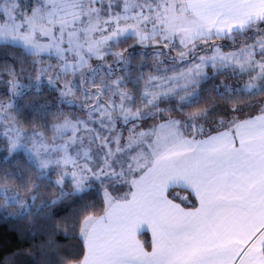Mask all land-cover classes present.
Returning <instances> with one entry per match:
<instances>
[{
	"label": "snow or ice",
	"instance_id": "6c2138e0",
	"mask_svg": "<svg viewBox=\"0 0 264 264\" xmlns=\"http://www.w3.org/2000/svg\"><path fill=\"white\" fill-rule=\"evenodd\" d=\"M48 2L51 5L48 15L52 16L74 7L80 0ZM215 3L229 6L231 0H215ZM205 6L212 8L214 4ZM134 19L136 24L129 27L138 28L142 20L149 21V17L142 14ZM252 20L257 22L255 30L259 31V25H264V4L254 15L250 13L247 16V21ZM244 28L245 22H242L239 30L243 31ZM234 30L236 29L231 24L211 18H204L186 30L183 39L177 41L184 49L178 58L184 61L186 66L166 76L148 77L143 96L151 111L133 112L131 109H125L122 113L123 126L128 129L129 135L110 138L116 145L115 151L107 147L103 166L97 165L100 172L119 168L117 154H120L125 156L127 161L124 167H128L133 160L143 159V153L138 157L130 155L134 149L141 147L151 149L150 154L153 157L163 153L160 159L190 157L198 165L196 175L200 182L199 188H189L194 202L190 203L185 196L181 199L187 205L186 209L173 205L182 214L162 207L157 202L159 198H154L151 205L145 207L136 199L137 186L133 183V194L125 201L128 207L107 218L115 227L113 234L108 238V247L104 250L102 260L96 258L101 255V251L97 245L95 230L81 229V240L93 257L86 260L85 264H264V139L256 146L246 139L256 133H264V102L247 105L255 107L257 112L243 122H238L235 117L227 122L224 119L217 122L218 127L227 125L231 129L234 134L231 140L227 139V133H209L202 140L195 137L188 139L180 131L182 128H192L196 134L203 135L206 129L198 122L218 107L215 101L201 111L187 114L183 120L169 115L172 111L184 115L186 108L203 102L206 98L203 89L209 80V68L214 72L231 70L249 77L247 82L237 87L221 81L215 86L218 96H231L233 93L257 96L264 92V37H258L254 44L248 46V50L233 52H224L213 42L217 37L228 38ZM22 38L26 45L33 44L30 35ZM145 38L141 32V41ZM197 40L201 44H211L212 53L199 56L198 59L193 56L192 61L188 62L186 57L194 53L199 46ZM34 46L39 53L52 45ZM257 56L260 59H257ZM72 92V88L65 84V91L61 95H71ZM123 95L125 94L122 93V97ZM244 108L243 103L233 104L229 101L228 110L232 113ZM157 117L163 119L154 128L136 131L139 127L135 124L136 121L154 120ZM54 129L56 134L51 138V144L48 137L42 132L38 133L40 141L34 147L40 168L58 165L65 170V176L72 177L75 188L82 191L85 181L88 180V173H97L93 172L88 163L82 164L75 156L69 154V144L76 142V124L65 120L63 124L54 126ZM69 129L73 130L70 140L62 144L57 143ZM19 135L17 132V139ZM121 140L125 143L123 149L119 146ZM16 142L13 140V146ZM53 152H60L62 155L52 159ZM42 153H48L49 157L41 158ZM83 156L91 160L88 151L85 150ZM69 166L72 168L71 172L68 171ZM144 167L140 165L137 171ZM63 183V179L57 181L58 185ZM105 196H108L107 192ZM163 204H171L167 199V189L164 190ZM89 219L90 217H86L84 222ZM141 232L151 233V251H146L139 241L138 234Z\"/></svg>",
	"mask_w": 264,
	"mask_h": 264
},
{
	"label": "rangeland",
	"instance_id": "374dc122",
	"mask_svg": "<svg viewBox=\"0 0 264 264\" xmlns=\"http://www.w3.org/2000/svg\"><path fill=\"white\" fill-rule=\"evenodd\" d=\"M50 11L51 5L48 0H0V43L21 46L25 52L31 53L29 65L32 64L31 72L23 69L21 77L10 76L7 84L3 83L5 88H0V135L10 153L16 154L19 151L25 155L24 160L18 163L20 168L27 167V162H33L41 175L48 176L49 169L58 165L40 168L34 147L40 141L38 133L42 132L48 137L51 144V138L56 134L54 126L63 124L65 120L75 123L76 142L69 144V154L75 156L82 164L88 163L93 172L97 173L96 175L88 173L83 190L89 188L93 180H108L103 187L106 209L108 201L106 198L127 194L136 175L144 169L137 171V168L140 165L146 167L152 158L151 149L141 147L134 149L130 155L138 157L143 153V159L133 160L128 167H124L127 162L125 156L117 154L119 168L99 171L97 165L103 166L107 147L115 151L116 145L110 138L129 135L128 129L123 126L122 113L125 109H131L133 112L150 110L143 96L148 77L166 76L186 66L185 62L178 58L184 49L177 41L183 39L184 32L198 23V19L189 12L187 0H80L78 4L65 9L64 12L49 16ZM141 14L148 16L149 21L142 20L138 28L129 27L136 24L134 18ZM255 26L258 25L254 24L252 28ZM141 32L146 37L143 41L140 39ZM25 35L32 37L33 44H25L22 38ZM263 36L260 34L257 37ZM254 42L240 49L248 50V46ZM196 43L199 46L194 53L186 57L188 62L192 61L193 56L198 59L199 56L212 53L211 44H201L199 40ZM35 44L52 46L37 53ZM130 62L145 64L146 68L132 70L134 66H130ZM245 76L246 78L240 76L241 80L237 81V77L225 75L217 78L213 86L221 81L234 87L241 86L249 79L247 75ZM127 79L135 82L139 80L141 84V88H138L140 93L137 102L133 100L132 91L127 88ZM43 82L55 86L60 98V104L56 105L57 112L48 126L49 129L23 124L14 109L13 96L26 89L36 88ZM65 84L72 88L71 95H61L65 91ZM133 87L131 88L134 89ZM122 93L125 94L123 97ZM189 111L193 113L199 109L193 108ZM156 119L148 125H143V121H136L135 124L139 125L136 131L152 129L163 118ZM81 121L83 123H80ZM180 131L182 132L183 128ZM17 132L20 133L18 139ZM72 136L73 130L69 129L57 143H65ZM13 140L17 141L15 146ZM147 142L146 139L145 143ZM119 146L124 148V140H121ZM85 150L88 151L91 160L83 156ZM61 155L60 152H53L51 158L56 159ZM48 157V153L41 154V158ZM64 171L60 167V171L53 177L60 189L59 196L68 192H81L75 188L72 177L64 175ZM68 171H72L71 166L68 167ZM60 179L64 180L62 185L57 184ZM30 192L36 193L33 186L20 188L0 185L4 203H13L11 208L14 210L24 211L30 205L38 206V203H35L38 194L36 193V197L35 194L30 195ZM105 192L108 193L107 197ZM101 214L86 215L81 221L79 234L88 223V220L84 222L86 217ZM142 234H147L149 238L148 232Z\"/></svg>",
	"mask_w": 264,
	"mask_h": 264
},
{
	"label": "trees",
	"instance_id": "16d2710c",
	"mask_svg": "<svg viewBox=\"0 0 264 264\" xmlns=\"http://www.w3.org/2000/svg\"><path fill=\"white\" fill-rule=\"evenodd\" d=\"M254 24L245 27L243 31L232 32L228 38L217 37L213 42L223 49L246 44L260 34L264 35V25H259L260 30L256 31L257 26L252 28ZM30 55L31 53L25 52L19 45L0 43V88H5L3 83L7 84V79L10 76L21 77L23 69L31 72ZM130 66H134L132 70L146 68L145 64L140 65L137 62H130ZM208 72L209 80L203 89L206 93L203 102L186 108L184 115L176 111L169 113L172 117L183 120L187 114H190V109L197 108L201 111L210 106L213 101L216 102L218 107L208 112L207 116L198 122L206 129L204 134L198 135L192 128H183L182 132L185 135L203 137L227 128V125L218 127L217 122L220 119L227 122L233 117L238 121L254 115L257 109L247 107V105H258L263 102V92L257 96L243 93L218 96L215 92V86L218 84L213 86L217 82V78L230 75L233 78L237 77V81H239L241 80L239 77L242 75L231 70L214 72L211 68L208 69ZM126 85L133 93V100L137 102L139 100L138 93H140L138 88H141L139 80L135 82L127 79ZM58 94V89L55 86H49L46 82L36 88L22 91L13 96L17 116L25 125L48 128L57 112L56 105L60 104ZM229 101L233 104L243 103L245 108L232 113L228 110ZM156 120H144L142 124L148 125ZM24 158L25 155L19 151L16 154L10 153L2 135H0V185L20 188L33 186L34 191L38 194L35 202L38 203V206L30 205L24 211L11 208L14 204L4 203V195L0 194V264H67L77 261L84 252V243L79 234L81 221L88 214L99 215L104 211L103 187L108 180H93L91 186L81 192H68L59 196L60 189L55 184L53 177L60 171V167L50 168L47 172L48 176L41 175L40 170L33 162H27V167L20 168L18 163ZM8 190L12 189L8 188ZM36 193L30 192V195L35 194L37 197ZM141 238L144 244L149 247L150 238L147 234L141 233Z\"/></svg>",
	"mask_w": 264,
	"mask_h": 264
},
{
	"label": "crops",
	"instance_id": "0c3cea01",
	"mask_svg": "<svg viewBox=\"0 0 264 264\" xmlns=\"http://www.w3.org/2000/svg\"><path fill=\"white\" fill-rule=\"evenodd\" d=\"M187 3L189 12L192 16L198 19V22L204 18L219 19L231 24L234 29L239 30V25L242 22H245V27L256 22L254 20L247 21V16L250 13L254 15L255 12L259 10L261 5L264 4V0H231V4L229 6L216 4L215 0H187ZM207 4H214V7L209 8L205 6ZM255 39L252 41L254 42ZM252 41L235 48H221V50L224 52L230 50L236 51L252 43ZM210 51L212 52V50ZM257 59H260V57L257 56ZM242 76L246 78L245 75ZM251 116L244 117L238 120V122H243ZM224 133L228 134L227 139L229 140H231L234 135L229 127L217 130L211 134L217 135ZM182 134L188 139H192L194 137L185 135L184 133ZM208 135L209 134L203 137H195V139L202 140ZM246 139L250 140L253 145L256 146L259 144L260 140L264 139V133H256L250 137H246ZM247 150L248 149L246 147L245 151ZM160 156H163V153L159 154L157 157L152 156L151 161L149 162L150 164L144 167V169L136 175L137 177L135 181L133 180V183L137 186L135 189L136 199L141 205L147 207L151 205L154 198H159L157 202L160 203L162 207L172 209L173 211H176L177 214H182L178 209L174 208L173 205H179L180 208L186 209L187 205L184 204L181 198L187 196L190 203L193 201L192 193L189 191V188L200 187V182L196 175L198 165L190 157L174 156L171 159L165 160L160 159ZM165 189H167V199L171 201V204L168 205L163 204ZM133 191L134 189L131 187L129 191L126 192L127 194L122 193L116 197L113 196L114 198L110 197L109 199L107 197L106 199L108 201L105 211L100 216L91 217L88 220V223L85 224V228L88 230H95L97 245L101 251V255L96 257L98 260H102L104 258V250L108 247V238L113 234V228L115 227V225L110 223L107 218L115 216L117 211L128 207L125 201L132 196ZM169 192H171V194H169ZM141 233L138 234L139 241L146 251H151V246L147 247L144 244L141 238ZM148 233L151 242L152 236L150 232ZM92 258L93 257L89 254L87 246L84 243L83 255L77 261L70 262L69 264H85L86 260H90Z\"/></svg>",
	"mask_w": 264,
	"mask_h": 264
}]
</instances>
